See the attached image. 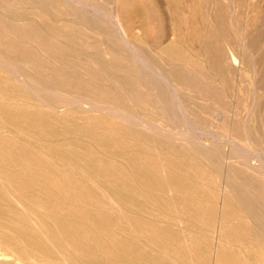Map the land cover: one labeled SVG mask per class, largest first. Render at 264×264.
<instances>
[{"label": "rangeland", "instance_id": "obj_1", "mask_svg": "<svg viewBox=\"0 0 264 264\" xmlns=\"http://www.w3.org/2000/svg\"><path fill=\"white\" fill-rule=\"evenodd\" d=\"M80 1L106 14L78 15L62 2L59 10L74 18L60 19L29 0H1L3 25L15 27L28 13L40 23L13 43L33 54L10 61L49 63V54L66 51L72 58L61 69L47 65L37 74L170 127L164 89L115 36L109 18L116 15L157 68L180 78L198 141L211 147L172 144L51 92L41 101L18 80L34 79L29 64L15 73L0 62V247L20 264H264V177L230 156L228 144H216L228 136L264 159V0ZM59 35L64 40L52 45ZM75 54L82 56L77 71ZM64 74L82 77L66 82Z\"/></svg>", "mask_w": 264, "mask_h": 264}, {"label": "bare ground", "instance_id": "obj_2", "mask_svg": "<svg viewBox=\"0 0 264 264\" xmlns=\"http://www.w3.org/2000/svg\"><path fill=\"white\" fill-rule=\"evenodd\" d=\"M27 1V0H26ZM30 2H33L34 4H36V7L39 9V10H51L52 13L54 15H58V17L60 19H64L65 17H68L70 18L71 20L74 18V15H69L67 13H65L64 11H60L59 9L61 8V3H66L68 4V6L71 8L73 7L74 8V12L75 13H79L81 12V14L83 16L87 15L88 13H92L93 14L95 13V15H99L100 17L104 16L106 14V12H99V10H97L96 8L95 9H92L91 8V4H87L84 3L83 1H80V0H29ZM93 2H95L94 0H91ZM99 1V0H98ZM118 3L119 0H117ZM230 2V1H229ZM89 3V1H88ZM233 3V2H232ZM0 4H1V0H0ZM93 4V3H92ZM104 4V3H103ZM117 4V3H116ZM234 4H235V1H234ZM233 4V5H234ZM64 5V4H63ZM96 5V4H95ZM114 5V4H113ZM94 6V5H93ZM99 6V4L97 5V7ZM60 7V8H59ZM96 7V6H95ZM100 7V6H99ZM102 7H104L102 5ZM106 9L107 6L105 7ZM104 8V9H105ZM54 9H56L57 11L54 12ZM100 9V8H99ZM114 9V7H113ZM212 9V8H211ZM111 10V9H109ZM234 14H235V11L236 9L233 8L232 9ZM116 11V10H114ZM68 12V11H67ZM73 12V11H72ZM110 12V11H109ZM218 12V10H217ZM112 13V11L110 12ZM220 13V12H219ZM29 15L26 16V15H23V14H18L17 17H18V23H16V26L15 27H8L6 25H3L1 22H0V40L2 41V45H1V41H0V62L1 64L4 66V68H6V70L8 69L10 72L12 71H15L16 70V67H22V65H27L29 64V66H31L32 68H30V71H31V74L33 76V80H31V78H25L23 79V82H22V79L19 75L20 78H18V80L20 81L21 80V83H23L24 86H27L29 87L28 90H33L32 92H35V94H37L40 99L43 95H46V93H50L52 96H56L62 100L67 99L68 98H71L73 103H78L77 105L78 108H80L81 110L83 111H86V112H92V113H103L105 115H107L108 117L110 118H114V119H120L132 126H136V127H139V128H143L145 130H148V131H154L155 133H158L160 134L163 138H166L167 140H171V143L173 144L172 141H177V142H187V143H191V145H193V147H196L198 149L201 148H210L211 146H207L206 143H201L199 142V136L200 134H196V126L198 125L197 123H195V120L190 116L189 114V111H188V106H187V103H186V96L185 94L183 93V91L181 90V88H179L178 84L176 82H178L179 84L181 83V80L180 78H175L174 76L172 77L171 75V72L170 71H164V70H161L159 68L156 67V64L154 61H152V58L150 57L149 54L147 53H143L141 51V49H139L126 35V33L123 31V27H122V24L119 20V18L115 15L112 17L109 18L110 20H112V23L111 22H107V23H111L110 26H112L115 30V36L119 38V40L121 41L122 43V46L135 58V60H137V62H139V64L141 65L142 69L145 70L148 75H152L155 77V80L156 82H158V87L159 88H162L164 89V93H162L163 91L160 90V93L163 95H165L164 97L165 98H162L163 101L161 103V106L163 107V112H164V115L166 116L167 118V121L168 123H171L170 127L168 126H164L166 125L164 123V125H160V124H156V123H151L148 119H145L143 118L138 112H134V113H130V112H127L125 111L124 109L120 108V107H115V105L113 104H108V103H102V102H97V103H94V102H91L90 100H88L87 98H84L83 95H78L76 92H72V91H69L67 89H63L59 83L62 82V81H59V83L55 80H53L52 78H58V77H52V78H49L47 75L45 74H42L41 72H38L37 74V71H36V68H46V66L48 65L51 69H61L62 67V64H63V61H69L71 60L72 58V54H68L66 51H63V54H49L48 56H50L52 58V61H50L49 63H44V62H37V63H32L30 61H24L22 63L19 64H16L12 61H10L12 55H15L17 53H22L24 54L25 52L28 54V55H31L33 54V51H35V49H32L31 47L28 46V48L26 49H13V43L14 42H17L15 39H17V37L19 36L18 34H26L27 31L30 29L32 30L36 25H39L40 23L37 22L31 15V13H28ZM72 14V13H71ZM80 14V15H81ZM108 14V13H107ZM113 14V13H112ZM233 14V24L236 23V20L237 18L235 17V15ZM240 14V13H239ZM45 15H46V12H45ZM48 15V14H47ZM50 15V14H49ZM78 15H75V16H78ZM110 16V15H109ZM108 15H106V17L104 18H108L109 17ZM79 17V16H78ZM90 17V16H89ZM83 18V17H81ZM232 18V16H231ZM78 18H75V20L77 21ZM89 19V18H88ZM91 20V19H90ZM100 20V19H99ZM107 20V19H106ZM109 20V21H110ZM69 21V19H68ZM94 21V20H93ZM92 21V22H93ZM63 22V21H62ZM91 24H94L95 22H93ZM105 22V20H104ZM104 23V25L107 23ZM99 23V22H97ZM90 24V26H92ZM242 26V25H241ZM30 27V28H29ZM234 27V26H233ZM243 27V26H242ZM36 28V27H35ZM87 28V27H86ZM236 28V27H235ZM237 29V28H236ZM235 29V30H236ZM76 30V29H74ZM92 30V29H91ZM245 31V30H244ZM95 32V31H94ZM258 32V30H257ZM260 32V31H259ZM263 32V31H262ZM251 35V34H250ZM114 36V37H115ZM54 40L53 42L51 43L52 45L54 46H57L58 45V42H62L64 39H63V35H59V36H53ZM113 37V36H112ZM241 37V36H240ZM102 38V37H101ZM29 42L31 43L32 41H34L33 38H28ZM112 39V38H111ZM115 39V38H114ZM55 40H57L58 42H56ZM118 40V42H119ZM27 41V42H28ZM241 41V40H240ZM242 42V41H241ZM43 43L42 40H37V45H41ZM70 43V42H68ZM73 45V43H70ZM75 45V44H74ZM73 45V46H74ZM248 49V48H246ZM264 49V48H263ZM30 50V51H29ZM33 50V51H32ZM123 51V50H122ZM31 52V53H30ZM44 52V51H42ZM121 52V51H120ZM249 52V51H248ZM79 53V52H77ZM225 54V53H224ZM130 55V56H131ZM251 55V54H250ZM76 56V57H75ZM75 59L72 61V67L77 71L78 70V65L82 59V56L81 54H75ZM71 57V58H70ZM108 57V56H107ZM223 57V56H222ZM109 59V58H107ZM93 60V59H92ZM254 60V59H252ZM11 62V63H10ZM154 62V63H153ZM254 63V61H253ZM91 64V63H90ZM92 65V64H91ZM110 65V64H109ZM158 65V64H157ZM240 65V64H239ZM255 65V64H254ZM103 67V66H102ZM232 67V66H231ZM256 67V66H254ZM134 69V68H133ZM257 69V68H256ZM261 71V70H260ZM145 72V74H146ZM188 72V71H187ZM255 72V71H254ZM257 72V71H256ZM16 73V71H15ZM189 73V72H188ZM12 74V73H11ZM18 74V73H17ZM143 74V73H142ZM141 74V75H142ZM145 74H144V77H145ZM7 75H8V72H7ZM13 75V74H12ZM254 75V74H253ZM15 75V77H17ZM140 76V75H139ZM149 76V77H150ZM151 76V77H152ZM179 76V75H178ZM82 75H70V74H64V76L62 77L63 79L66 80V82H69L71 80H77V79H81ZM141 77V76H140ZM143 77V75H142ZM257 77V75H255V78ZM148 78V77H147ZM253 77V79H255ZM62 79V80H63ZM150 79V78H149ZM148 79V81H149ZM152 79V78H151ZM147 82V81H146ZM148 83V82H147ZM255 83V82H254ZM152 84V83H151ZM257 84V83H256ZM45 87H44V86ZM118 85V84H117ZM149 85V84H148ZM155 85V84H154ZM216 85V84H215ZM218 85V84H217ZM253 85V84H252ZM255 85V84H254ZM92 87V86H91ZM153 86L151 85L150 88H152ZM157 87V88H158ZM218 87V86H217ZM253 87V86H252ZM31 88V89H30ZM154 88V87H153ZM254 88V87H253ZM15 89V88H14ZM255 89V88H254ZM253 89V90H254ZM219 90V89H218ZM256 91V90H254ZM31 92V91H30ZM54 93V94H53ZM80 94V93H79ZM159 95V94H158ZM157 95V96H158ZM37 96V97H38ZM115 96V95H114ZM113 96V97H114ZM145 96V95H143ZM160 96V95H159ZM255 96H256V93H255ZM47 98V97H46ZM111 99V98H110ZM256 97H255V101H256ZM42 101V99H41ZM65 101V100H64ZM44 102V100H43ZM46 102V101H45ZM44 102V103H45ZM161 102V100H160ZM17 103V101H16ZM15 103V104H16ZM47 103V102H46ZM45 103V105H46ZM65 103V102H64ZM200 103V102H199ZM235 103V102H233ZM43 104V103H42ZM229 104V103H228ZM49 105V104H47ZM68 105V104H67ZM144 105V104H143ZM236 105V104H235ZM50 106V105H49ZM76 107V105H74ZM225 106V104H224ZM254 106V105H253ZM251 106V107H253ZM59 107V106H58ZM73 108V105L70 106ZM69 107V108H70ZM46 108V107H45ZM51 108V106H50ZM53 108V107H52ZM250 108V106H249ZM256 108V106L254 107ZM57 109V108H56ZM59 109V108H58ZM68 109V108H66ZM207 109V108H206ZM225 109V108H224ZM253 109V108H252ZM55 110V109H53ZM251 110V109H250ZM59 111V110H58ZM56 111V112H58ZM62 111V110H60ZM59 111V112H60ZM253 111V110H252ZM252 111H250V115H252L251 113H253ZM162 112V113H163ZM220 113V112H219ZM249 115V114H248ZM247 115V117H248ZM204 116V115H203ZM227 116V115H226ZM41 117V116H40ZM221 117V115H220ZM42 118V117H41ZM205 118V116H204ZM233 118V117H232ZM221 119V118H220ZM219 120V118H218ZM42 121V119H41ZM250 121V119H249ZM248 121V122H249ZM248 122L246 124H248ZM197 124V125H196ZM202 124V123H201ZM246 128L247 125L245 126ZM199 128V127H198ZM201 129V127H200ZM198 129V131L200 130ZM249 129V128H248ZM205 129L201 130V131H204ZM209 130V129H208ZM225 130V129H224ZM205 132V131H204ZM251 132V131H250ZM249 132V134H250ZM210 133V132H209ZM216 133V132H215ZM247 133V132H246ZM212 134V133H211ZM257 134V133H256ZM15 135V134H14ZM108 135V134H107ZM111 135V134H110ZM209 135V134H208ZM221 135V134H220ZM19 136V135H17ZM207 136V135H206ZM214 136V135H213ZM211 136V137H213ZM222 138H223V134L221 135ZM219 136V137H221ZM248 136V135H247ZM250 136V135H249ZM111 137V136H110ZM198 137V139L196 138ZM209 137V136H207ZM209 137V138H211ZM227 137V140L228 141H216L217 143L216 144H223L226 143L230 146V150L228 151V154L231 156H234L236 157V161L238 163H241L242 165L245 166V169H253L257 174H260L264 177V159H261L258 160L260 161V163H258V165H255L254 164V161L256 160V157L253 155L251 149H249L248 147H246L245 145H243L241 142H239L238 140H235L233 138H229L228 136H225ZM253 138V137H252ZM214 139V137H213ZM224 139V138H223ZM205 140H208V139H205ZM249 140V138H248ZM251 140V138H250ZM249 140V141H250ZM209 142V141H207ZM212 142V141H211ZM251 145H253V142L255 141H251ZM213 143V142H212ZM225 144V145H226ZM256 144V143H255ZM254 144V145H255ZM258 144V143H257ZM256 144V145H257ZM187 145V144H186ZM224 145V146H225ZM226 145V146H228ZM35 146V145H34ZM188 146V145H187ZM260 146V145H259ZM172 147V146H171ZM262 147V146H261ZM264 149V147H262ZM227 149H229L227 147ZM60 150V149H59ZM253 150V149H252ZM196 151V150H195ZM257 151V150H256ZM211 152V151H210ZM61 153V152H60ZM255 153V152H254ZM258 153V152H257ZM256 153V154H257ZM264 154V152H262ZM212 154V153H211ZM260 155V154H259ZM190 156V155H189ZM260 156H264V155H260ZM214 157V156H213ZM255 158V160H254ZM264 158V157H263ZM53 160V159H52ZM85 160V159H84ZM256 160V161H258ZM58 162V161H56ZM95 163V162H94ZM101 163H103L101 161ZM257 164V163H256ZM86 165V164H85ZM93 165V163H92ZM172 165V164H171ZM199 165V164H197ZM205 165V164H204ZM101 166V165H100ZM70 168V167H69ZM68 168V169H69ZM209 168V167H208ZM207 168V169H208ZM211 168V167H210ZM206 169V168H205ZM217 170V169H215ZM214 171V170H213ZM220 173V172H219ZM209 174V173H208ZM226 175V174H225ZM124 176V175H123ZM81 180V179H80ZM226 180V179H225ZM83 182V181H82ZM215 182V181H213ZM5 187V186H4ZM64 188V187H63ZM64 193V192H63ZM243 196H252V194L250 192H245L243 193ZM1 197V196H0ZM3 198V197H2ZM8 198V197H7ZM10 202V201H9ZM7 202V203H9ZM12 202V201H11ZM22 203V202H21ZM170 205V204H169ZM256 205V204H255ZM11 206V205H10ZM175 206V205H174ZM221 206V205H220ZM173 207V206H172ZM159 210V209H158ZM208 210V209H207ZM113 211V210H112ZM131 212V211H130ZM90 214V213H89ZM132 214V213H131ZM130 214V215H131ZM112 216V214H110ZM115 215V214H114ZM128 215V216H130ZM162 215V214H161ZM164 215V214H163ZM11 217V216H10ZM125 217V216H124ZM73 218V217H72ZM260 220V219H259ZM71 221V220H70ZM124 221V219H123ZM1 222V220H0ZM127 222V221H126ZM121 224V223H120ZM126 226V225H125ZM159 226V225H158ZM64 228V226H63ZM126 229V228H125ZM124 231V230H123ZM125 232V231H124ZM18 233V232H17ZM1 234V233H0ZM11 234V233H10ZM200 234V233H199ZM14 235V234H13ZM105 235V234H104ZM122 235V234H121ZM16 236V235H15ZM22 236V235H21ZM59 236V235H58ZM123 236V235H122ZM161 236V235H160ZM31 237V236H30ZM60 237V236H59ZM22 238V237H21ZM107 238V236H106ZM197 238V237H196ZM202 238V237H201ZM50 239V238H49ZM46 240V239H45ZM58 240V239H56ZM163 240V239H162ZM200 241V239H199ZM50 242H51V239H50ZM53 242V241H52ZM161 242V241H160ZM38 243V242H37ZM198 243V242H197ZM200 243V242H199ZM27 244V243H26ZM66 244V243H64ZM62 245V244H61ZM1 246V245H0ZM65 247V246H64ZM199 247V246H198ZM204 247V246H202ZM18 248V247H17ZM27 248V247H26ZM200 249V248H199ZM244 249V248H243ZM152 250V249H151ZM154 250V249H153ZM165 250V249H164ZM167 250V249H166ZM202 251V249H200ZM18 251V250H17ZM30 251V250H29ZM68 251V250H67ZM114 251V250H113ZM32 252V251H30ZM37 252V251H36ZM35 252V253H36ZM43 252V251H42ZM204 252V251H203ZM207 253V252H206ZM250 253V252H249ZM33 254V253H31ZM170 254V253H169ZM182 254V253H180ZM238 254V253H237ZM252 254V253H251ZM16 253L14 251H10V250H6V249H3L2 247H0V264H20L17 262V260H15L16 258ZM44 255V254H43ZM54 255V254H53ZM166 255V254H165ZM25 256V255H24ZM69 256V255H68ZM72 256V255H71ZM75 256V255H73ZM72 256V257H73ZM168 256V255H167ZM205 256V255H204ZM49 257V256H48ZM171 257V256H170ZM207 257V256H206ZM33 258V257H32ZM54 258V256H53ZM56 258V257H55ZM54 258V259H55ZM60 258V257H59ZM71 258V257H70ZM243 258V257H242ZM57 259V258H56ZM141 260V259H140ZM36 261V260H35ZM235 261V260H234ZM251 261V260H250ZM115 262V261H113ZM125 262V261H124ZM37 263V262H36ZM47 263V262H46ZM246 263V262H245ZM32 264V263H31ZM96 264V263H95ZM129 264V262H128Z\"/></svg>", "mask_w": 264, "mask_h": 264}]
</instances>
